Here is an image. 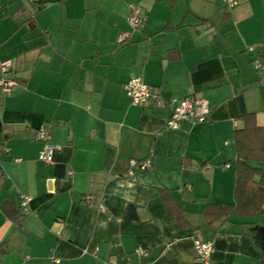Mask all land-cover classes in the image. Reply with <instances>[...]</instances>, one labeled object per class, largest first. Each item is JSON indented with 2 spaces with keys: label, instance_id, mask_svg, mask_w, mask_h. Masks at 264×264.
Listing matches in <instances>:
<instances>
[{
  "label": "crops",
  "instance_id": "0c3cea01",
  "mask_svg": "<svg viewBox=\"0 0 264 264\" xmlns=\"http://www.w3.org/2000/svg\"><path fill=\"white\" fill-rule=\"evenodd\" d=\"M236 1L0 0V64L16 81L0 92V264H195L194 238L212 264H264V215H202L234 201L238 117L264 126V0ZM131 6L143 25L118 43ZM132 77L163 101L206 100L207 120L168 129L169 107L131 104Z\"/></svg>",
  "mask_w": 264,
  "mask_h": 264
},
{
  "label": "built area",
  "instance_id": "2783aa9c",
  "mask_svg": "<svg viewBox=\"0 0 264 264\" xmlns=\"http://www.w3.org/2000/svg\"><path fill=\"white\" fill-rule=\"evenodd\" d=\"M228 7H231L237 3L236 0H225ZM141 9L138 6H131L130 13L128 14L126 21L129 30L122 32L117 42H124L130 35V31L143 25L140 17ZM252 67L255 70L264 69V62H253ZM11 64L9 61L2 62L0 64V92L9 90L16 84V81L11 72ZM123 90L126 96L130 99L132 105L144 107L146 105H152L156 108L169 107L170 115L166 121V127L170 130H178L182 125H188L190 127L204 123L207 120V116L210 112L209 104L203 99H192L186 97L180 100L169 99L163 101L158 92L150 85L144 83L139 77L130 78L124 85ZM34 140L41 143V147L37 154V161L41 163H51L53 161V152L55 146L50 143V135L47 126L43 125L36 129ZM136 162L130 161V166H134ZM148 163L143 162L140 164V168L147 169ZM2 173V165L0 161V177ZM30 198L22 197L20 205L25 207ZM195 251V264H212L213 244L211 242H203L197 238L193 240ZM138 255H145V250L138 248L135 251Z\"/></svg>",
  "mask_w": 264,
  "mask_h": 264
},
{
  "label": "trees",
  "instance_id": "16d2710c",
  "mask_svg": "<svg viewBox=\"0 0 264 264\" xmlns=\"http://www.w3.org/2000/svg\"><path fill=\"white\" fill-rule=\"evenodd\" d=\"M242 127L232 131L235 151L234 201L231 204H208L202 215L207 224L235 214L240 216L264 215V126L255 122V113L248 112L240 117ZM161 199L168 214L176 217L180 227L187 225L184 210L161 191Z\"/></svg>",
  "mask_w": 264,
  "mask_h": 264
}]
</instances>
